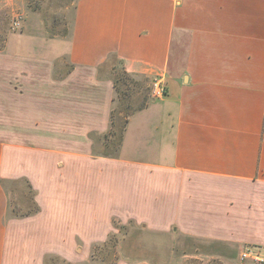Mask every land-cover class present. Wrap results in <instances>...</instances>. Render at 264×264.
I'll use <instances>...</instances> for the list:
<instances>
[{"label":"crops","instance_id":"crops-1","mask_svg":"<svg viewBox=\"0 0 264 264\" xmlns=\"http://www.w3.org/2000/svg\"><path fill=\"white\" fill-rule=\"evenodd\" d=\"M110 58L167 89L127 117L116 156L95 151L114 105ZM16 180L36 209L8 216ZM116 219L221 258L264 255V0H76L67 36L10 35L0 264H82Z\"/></svg>","mask_w":264,"mask_h":264},{"label":"rangeland","instance_id":"rangeland-1","mask_svg":"<svg viewBox=\"0 0 264 264\" xmlns=\"http://www.w3.org/2000/svg\"><path fill=\"white\" fill-rule=\"evenodd\" d=\"M75 2L76 0H0V50L6 49L10 35L16 33L26 31L32 33L36 29L45 28L51 37L67 36ZM17 15L22 17L20 27L13 25ZM108 69L116 82L113 126L107 140L102 135L95 147L96 152L107 154L115 149L119 133L124 126L125 116L153 99L152 82L146 77L128 74L116 58L109 59ZM112 132H115V135H112ZM4 187L9 196L8 216L27 214L36 209L32 192L24 180L5 182ZM113 224L114 231L108 235L106 241L94 245L88 254L83 251L82 264H116L117 261H124L126 264H247L252 262L235 257L221 258L216 254L218 251L214 252L210 248L203 247L183 234L174 235L178 244L174 240L167 243L166 239L158 242L159 237L156 234H146L139 228L134 230V223L131 220L121 223L116 219L113 220ZM165 245L167 248H164ZM48 262L49 264H65L60 258H50Z\"/></svg>","mask_w":264,"mask_h":264},{"label":"built area","instance_id":"built-area-1","mask_svg":"<svg viewBox=\"0 0 264 264\" xmlns=\"http://www.w3.org/2000/svg\"><path fill=\"white\" fill-rule=\"evenodd\" d=\"M22 24V17L17 15L13 21L15 27H20ZM166 85L160 79H155L152 82L151 94L153 98H160L166 94ZM252 260L257 263L264 262V255L256 247L247 246L240 252V260Z\"/></svg>","mask_w":264,"mask_h":264},{"label":"trees","instance_id":"trees-1","mask_svg":"<svg viewBox=\"0 0 264 264\" xmlns=\"http://www.w3.org/2000/svg\"><path fill=\"white\" fill-rule=\"evenodd\" d=\"M128 74H129V73H128ZM114 87H115V90H116V82H115V80H114ZM143 107H144V106H142V107L136 109L135 111H137V110H139V109H141V108H143ZM135 111H133V112H135ZM133 112H131V113H129V114H127V115L125 116L124 126H125V123H126L127 117H128L130 114H132ZM112 126H113V109H112V112H111L110 128H109L108 131L103 135V138H104L105 140H107V136H108L109 134H111L110 129L112 128ZM124 126L122 127V129H121V131H120V133H119L118 141H117V143H116V145H115V149H114V151H113L112 153H108V154H107V153H101V155H106V156H116L117 151H118V148H119V146H120V144H121V141H122V136H123ZM112 135H115V132H112Z\"/></svg>","mask_w":264,"mask_h":264}]
</instances>
